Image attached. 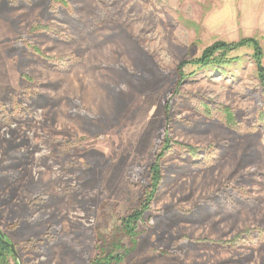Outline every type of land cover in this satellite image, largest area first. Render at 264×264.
Here are the masks:
<instances>
[{
	"label": "rangeland",
	"instance_id": "374dc122",
	"mask_svg": "<svg viewBox=\"0 0 264 264\" xmlns=\"http://www.w3.org/2000/svg\"><path fill=\"white\" fill-rule=\"evenodd\" d=\"M243 38L264 65V0H0V230L21 264H92L116 238L111 264H264L254 50L178 71ZM168 140L130 237L122 218Z\"/></svg>",
	"mask_w": 264,
	"mask_h": 264
},
{
	"label": "trees",
	"instance_id": "16d2710c",
	"mask_svg": "<svg viewBox=\"0 0 264 264\" xmlns=\"http://www.w3.org/2000/svg\"><path fill=\"white\" fill-rule=\"evenodd\" d=\"M50 1L52 3H60L63 5L68 4V0H50ZM38 27L50 28L48 26H38ZM244 46H250L254 50L252 57L255 61L256 68H257V76L260 81L262 90L264 92V65L262 63L263 50L260 45V42L256 38H243L239 42H236V43H226V42L219 41V42L214 43L211 46H208L204 50L201 57L194 59V60H190V61L184 60L179 65L178 71L181 76V80L184 77H186L185 76L186 74L183 71V67L185 66L186 63L198 64L201 67L213 66L215 68H221L223 67V65H228L232 61L241 59V57L229 58L227 56V52H229L230 50L240 48V47H244ZM34 51L42 54L41 50L37 47H34ZM227 114L229 115L227 117V122L230 125H233L234 120L232 119V116L230 115V113H227ZM260 117L263 118L264 115L261 114ZM167 138L169 139V137ZM174 145L183 148L192 157H195V155L197 154V149L193 146L186 145L180 142H174L173 146ZM171 147L172 146L170 145V141L168 140L166 141V143H164L161 150L156 154L153 165L150 168V184L144 190L143 195L141 196V200L139 202V206L129 216L122 218V222L125 228L124 233H126L130 237H133L138 221L141 220L142 215L149 208V206L151 205V202L153 201L158 191V188L162 180L161 160L166 155L167 150L170 149ZM247 234H248V237L251 238L252 240L253 238H255L252 232L247 233ZM245 240H246L245 237H238L237 239L229 242V244L235 245L238 242L245 241ZM10 243H11L10 239L7 236L6 238H4L2 236V233L0 232V264H12L11 258L15 260L16 264H19L13 254V250L11 248ZM119 249L120 250L125 249L126 251L125 244L116 238V240L110 243L107 248L105 247L102 248L103 253L100 256H97L92 261V264H111V261L113 260H116V262H120L121 259H123L124 255L123 253L118 252Z\"/></svg>",
	"mask_w": 264,
	"mask_h": 264
},
{
	"label": "water",
	"instance_id": "95a60500",
	"mask_svg": "<svg viewBox=\"0 0 264 264\" xmlns=\"http://www.w3.org/2000/svg\"><path fill=\"white\" fill-rule=\"evenodd\" d=\"M0 232L2 233V236H3L4 238H6V235L4 234V232H2L1 230H0ZM10 245H11V248H12V250H13V254H14L15 258L17 259L18 263L21 264V261H20V259H19L18 254H17V251H16V248H15V245H14L13 243H10Z\"/></svg>",
	"mask_w": 264,
	"mask_h": 264
}]
</instances>
